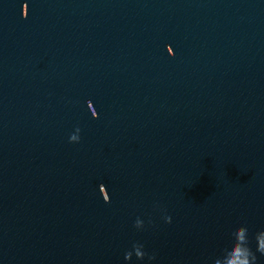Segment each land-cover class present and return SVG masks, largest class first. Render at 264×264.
<instances>
[{
    "label": "water",
    "instance_id": "95a60500",
    "mask_svg": "<svg viewBox=\"0 0 264 264\" xmlns=\"http://www.w3.org/2000/svg\"><path fill=\"white\" fill-rule=\"evenodd\" d=\"M260 231L264 0H0V264H264Z\"/></svg>",
    "mask_w": 264,
    "mask_h": 264
},
{
    "label": "clouds",
    "instance_id": "9594fccd",
    "mask_svg": "<svg viewBox=\"0 0 264 264\" xmlns=\"http://www.w3.org/2000/svg\"><path fill=\"white\" fill-rule=\"evenodd\" d=\"M96 118H97V117H96ZM79 131H80L79 128H77V129H76V134H72V135H70V137H69V142H78V141H79V135H78ZM108 202H109V201H108ZM165 220H166V222L171 223V217H167V216H166V217H165ZM242 231H244L243 226H241V227H239V228H237V229L235 230V232L233 233L234 243L232 244V246H231L230 248H225V249L223 250V254H222V256H227V255L230 254V253H237V254H240V253H241V244H244L245 247L243 248V254L250 255V256L252 257L253 261L255 262V260H256V256L254 255V253L252 252V250H251V248H250V246H249V237L247 238L246 241H243V240L241 239V232H242ZM247 231H248V229H247ZM258 233H264V231H260V232H258ZM258 233H257L256 236H255L256 242H257V235H258ZM137 244H139V243L133 244V246H132V250L137 246ZM139 245H140L141 247H143L142 244H139ZM132 250L125 252L124 259H125L126 261H129V260H127V256H128V254H129ZM257 251L260 252L261 254H264V247H258V246H257ZM146 255H147V253L144 252V253L139 254V256L136 257V258H137L138 260H143L144 257H145ZM148 258H149V260L155 259L154 256H149ZM241 264H247V261L244 260V261L241 262Z\"/></svg>",
    "mask_w": 264,
    "mask_h": 264
}]
</instances>
